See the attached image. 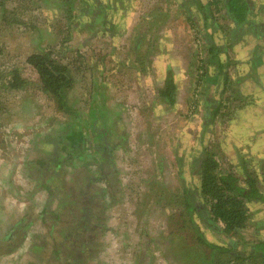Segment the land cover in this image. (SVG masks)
<instances>
[{"label": "rangeland", "instance_id": "374dc122", "mask_svg": "<svg viewBox=\"0 0 264 264\" xmlns=\"http://www.w3.org/2000/svg\"><path fill=\"white\" fill-rule=\"evenodd\" d=\"M200 1L219 8L216 34L226 45L221 48L233 52L234 37L250 26L238 32L229 25L225 0ZM191 2L0 0V264H209L212 258L227 264L236 257L222 233L197 217L202 201H193L197 211L186 210L183 187L192 148L203 143L219 171L233 170L240 181L250 173L264 195V68L254 82L249 63L230 60L202 133L205 78L216 68L193 23L201 17L186 13ZM134 12L131 24L120 21ZM46 51L72 76L68 110L41 90L25 60ZM168 68L176 79L172 106L158 94ZM13 70L27 81L22 88H10ZM115 112L125 121L116 125L113 165L103 169L105 176L99 160L77 172V139L90 151L108 134L100 118ZM239 151L248 152L244 168L233 162ZM64 171L71 172V191L55 180ZM109 172L115 179L106 187ZM198 233L219 248L205 245ZM226 235L242 245L264 240V231L249 224ZM259 251L243 256L244 264H264Z\"/></svg>", "mask_w": 264, "mask_h": 264}, {"label": "trees", "instance_id": "16d2710c", "mask_svg": "<svg viewBox=\"0 0 264 264\" xmlns=\"http://www.w3.org/2000/svg\"><path fill=\"white\" fill-rule=\"evenodd\" d=\"M191 1L196 11L202 15V23H205V25L199 26V30L202 29L200 35L205 41L209 61H212L216 69L224 67L225 63L228 65L230 60L227 57L224 59L223 55H226V53L221 48L225 45H221L220 35L216 34L219 26L217 28L216 24L218 23L215 21V14L212 15L211 3L204 4L200 0ZM215 3H217V0H215ZM256 3L257 1L252 0H225L224 5L229 18L236 24L241 25L245 23L249 25V31L257 34L255 37L256 40L253 43V50L257 49L259 52L258 49L262 48L263 58L259 56L254 57L253 55L245 61L250 62L252 70L264 67V2L259 3V5ZM253 5H257V11H254ZM253 11L256 12L259 19L257 21L254 19V22L251 21L250 24V22L246 21V18L251 17ZM71 16L70 13L69 17ZM191 18L194 19V16H191ZM207 20H209L210 24L206 25ZM212 24L216 25V27L214 25L212 26ZM208 26H210V29ZM249 31H245L246 34ZM25 60L37 73L41 90L55 101L59 109L68 110L66 92L71 89L73 79L66 64L52 59L50 51L32 53L27 55ZM258 60H262L263 66L261 63H258ZM246 76H249V74ZM8 82L10 88H22L27 84L25 78L19 75L18 70L12 71L11 78ZM174 88L173 76L170 68H168L163 87L159 89L158 93L163 101H167L168 106L174 104ZM215 107L209 114V117L204 121L202 133L207 132V123L212 120L216 111ZM202 149L203 143H201L200 148H192L190 153L192 157V164L188 172L190 175L187 184L185 183L183 187L185 208L187 211L194 209L196 203L193 200H200L199 203L202 201L204 210L200 209L198 207L199 205H197V208L200 209V212L198 211L199 216L197 217L205 222L204 227L210 225L218 229L225 239H227V244L230 246V249L237 253L236 257H233L230 260L231 262L227 264H244L245 257L243 256H252L258 249L260 250L259 252L264 253V240H259L257 243H244L242 245V243L233 241L226 234L236 233L238 230L244 229L248 224L264 231V195L258 191L254 180L255 178L253 179L250 173H246L244 180L240 181L236 175L237 173L233 170L221 172L219 171L215 153L209 149H205V152H202ZM187 155L189 157V152ZM187 155H182L183 162H185ZM195 162L196 165L194 166ZM196 166L198 167V172L194 169ZM190 219L193 220L192 215H190ZM196 229L197 231L199 230V228ZM198 235L201 241L208 247L214 250L216 247L217 249L219 248L217 245H213L206 240L200 233ZM220 248L223 251L228 250L225 247ZM209 264H213V258ZM217 264L225 263L223 260Z\"/></svg>", "mask_w": 264, "mask_h": 264}, {"label": "crops", "instance_id": "0c3cea01", "mask_svg": "<svg viewBox=\"0 0 264 264\" xmlns=\"http://www.w3.org/2000/svg\"><path fill=\"white\" fill-rule=\"evenodd\" d=\"M252 1H256V0H252ZM256 6L257 5H253V8H254V11H257V8H256ZM211 8H212V6H211ZM215 9H216V11L219 9L218 7H215V8H212L211 9V12H212V15H214L215 13H216V11H215ZM189 12L187 11L186 13L187 14H190L191 16H202L198 11H196V8H195V6L194 5H190V7H189ZM253 11V14H252V16L251 17H248V18H246V21L247 22H250V24H251V21H253L254 22V19H255V21H257L258 19H259V17L257 16V14H256V12H254ZM195 13H196V15H195ZM137 14V13H136ZM135 12L134 13H131V14H129V15H127L126 17H123V16H120V21H124L123 23L124 24H131L132 23V20H134L133 18L135 17ZM138 17V15H136V18ZM146 17H148V19H146ZM141 19H144V22H145V24H151V22H150V20H151V18H149V16H142V17H140ZM231 19V18H230ZM135 21V20H134ZM201 21H203V19H202V17H201ZM208 22H206V25L207 24H210L209 23V20H207ZM119 23V21L117 22V24ZM136 23H137V21H136ZM193 23H195L196 25H195V27H196V30L198 31V32H200L201 33V30H199V26H202V25H205V23H202V22H199V18L197 19V22L194 20L193 21ZM216 24V23H215ZM214 24H212V26H213ZM217 25V24H216ZM216 25H214V27H216ZM229 25L230 26H232V25H234V26H236L237 27V29H238V32L240 31V28L242 27V26H245V25H247V24H245V23H242L241 25L240 24H236L232 19L230 20V22H229ZM210 26H208V28H209ZM246 27V26H245ZM217 28H218V25H217ZM210 29V28H209ZM247 29H248V31H249V29L250 28H248L247 27ZM245 31H247V30H244V31H242V34H240L239 36H237V37H234V39H236L237 41L236 42H233L232 44H231V47L232 48H234V51L233 52H231V51H225V53H226V55H223L224 56V59H225V57H227L229 60H233L234 62H235V64L237 63V64H240V63H249L250 64V62H245L244 60L246 59H248V58H251V56H253L254 55V57H256V56H259V57H261V58H263V53H262V48H260V49H258L259 50V52L257 51V49H255V50H253V43H254V41L256 40L255 39V37L257 36V34L255 33V32H251V31H249L247 34H246V32ZM147 33H146V30H145V33H144V35H146ZM246 34V35H245ZM146 39V37L144 38V40ZM205 42V41H204ZM226 46V45H225ZM225 46H223V47H225ZM240 46V47H239ZM236 47H239V50H242L243 52H242V54H239V55H237L236 54ZM208 52V51H207ZM179 53H182V52H179ZM234 53V54H233ZM208 54V53H207ZM246 55V56H245ZM208 56V55H207ZM242 56H244V57H246V58H240L239 59V57H242ZM208 58V57H207ZM224 59H223V62H224ZM258 63H261L262 64V66H263V63H264V60H263V63H262V60H258ZM141 67H143V69H148V66H145V65H140ZM229 67V64L228 65H226V63L224 64V67H222V68H218V69H214V68H212V69H210V72H209V76H207L206 78H205V82H207L206 83V85H205V87H204V89H205V91H207V92H205L204 91V93H203V98H202V116H201V118L203 117V118H205V119H207L208 117H209V114L211 113V111L213 110V108L215 107V106H217V104L216 103H214V101H213V98H216V95L218 94V92H219V95H218V97L220 98V92H221V87H222V85L221 84H219V78L220 77H222V82H226V80H228V78H229V74H228V68ZM264 67H260V68H257L256 70H252V72L253 73H255V77L254 78H252V80L254 81V82H259L260 80H261V78H260V74H261V72H262V70L261 69H263ZM163 73H165V69L163 70ZM208 75V74H207ZM220 76V77H219ZM174 80H176L175 78H174ZM221 80V79H220ZM217 81H218V84H217ZM238 84H236L235 85V87L237 86ZM124 94V93H123ZM122 94V95H123ZM217 97V98H218ZM216 108V107H215ZM234 108V107H233ZM214 112V111H213ZM232 114H233V117H235V115H236V112L233 110V113L231 112V116H232ZM203 126H204V124H203ZM248 154V152L247 151H244V152H241V151H239V153H236V156H235V159H234V161L233 162H235L237 165H239L241 168H243V167H245V164L247 165V163H246V161H244V159H243V156L244 155H247Z\"/></svg>", "mask_w": 264, "mask_h": 264}, {"label": "flooded vegetation", "instance_id": "af4514ba", "mask_svg": "<svg viewBox=\"0 0 264 264\" xmlns=\"http://www.w3.org/2000/svg\"><path fill=\"white\" fill-rule=\"evenodd\" d=\"M103 117L106 118V120H104ZM103 117L100 118V122H102V125L104 126L103 128L107 129L108 134H105V136L103 138L99 139V141L96 144L92 145V147H90L91 148L90 151H89V148L86 146L83 148L82 137L77 139L78 142L76 143V146L79 144L78 145V148L80 149L79 153H81L80 156H77L74 159V160L79 161L78 164L76 165L78 167L77 172H80V171L81 172H87L88 171L87 168L90 166L91 162L94 160H97V161L99 160L98 165H99V169L101 171V175L105 176V174H104L105 171L103 169L111 168V165H113V163H112L113 151L117 147H119V144H120L119 140L115 141V139H113V137L118 135L117 131H116V125L118 123H122L125 120L117 112H115L114 115L106 114ZM123 137H126V136H123ZM69 139H70L69 137L65 138V142H67V144L71 140V139L70 140ZM123 139H125V138H123ZM65 148L68 150L70 149V147L68 145L65 146ZM87 148H88V151H87ZM74 170H75V168L71 169V171H74ZM70 173H69V175H70ZM69 175H67V172L64 171L62 176L55 178V180H57V182L60 183V188L61 189L64 188L65 191L67 190V188L69 186L68 185L69 180H70ZM109 178L115 179V177L111 174V172H109L108 180H106L107 181L106 187L111 184ZM82 179H85V178L82 177ZM47 189L51 192L52 188L48 186ZM103 190L106 191L105 188ZM69 191H71V186H69ZM76 194H77V196H81V190L78 191ZM195 206H196V204H195ZM193 210L195 212L196 207H194V209H191L189 211H193ZM192 218H193V216H192ZM81 221H82V218L79 220V223Z\"/></svg>", "mask_w": 264, "mask_h": 264}]
</instances>
